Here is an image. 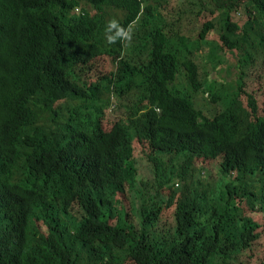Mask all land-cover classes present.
Masks as SVG:
<instances>
[{"label": "trees", "instance_id": "obj_1", "mask_svg": "<svg viewBox=\"0 0 264 264\" xmlns=\"http://www.w3.org/2000/svg\"><path fill=\"white\" fill-rule=\"evenodd\" d=\"M111 19L130 38L108 41ZM85 48L116 69L57 79L63 97L44 105L41 72L81 73ZM235 57L230 93L214 75ZM254 65L264 0H0V264H251L264 237Z\"/></svg>", "mask_w": 264, "mask_h": 264}, {"label": "clouds", "instance_id": "obj_2", "mask_svg": "<svg viewBox=\"0 0 264 264\" xmlns=\"http://www.w3.org/2000/svg\"><path fill=\"white\" fill-rule=\"evenodd\" d=\"M113 29H115L114 33H112ZM105 31L106 33H112L111 35H107V39L110 42L114 41L115 43H117L120 37L123 40H125L126 38H130L127 30L120 27L118 22L115 19H111L107 22ZM83 58L87 59L88 65L85 68H83L81 73L80 72L78 73V71L70 72V68L68 69L63 68L62 70H60L59 68H52V69H46L41 72V75L44 80V88H45V94L41 95V98L44 101V105L45 103H49V106H51L52 101L60 97H63V94L61 92V87L57 79L60 80L63 88H65L68 85L77 83V82H84V83L87 82L89 84V78L93 79L91 74L94 71L95 64L101 60L110 61L107 58L105 52H100V53L95 54V53L88 51L87 49L86 50L81 49V59ZM110 62L113 65L112 70L116 69L114 62L113 61H110ZM105 78H106V73H103V74L97 75L93 80L96 81L95 84H98V83L102 84ZM110 97H111V106L109 109H111L113 105L115 104V100H114L115 95L111 94ZM30 107H31V104H30ZM73 113H74L73 110L70 107H67L61 111V116L65 121H67L70 118L72 119ZM55 189L56 191H52V192L59 198L61 202L64 203V206H65L66 203L64 202V199H66V193L63 190H61V188H55Z\"/></svg>", "mask_w": 264, "mask_h": 264}, {"label": "rangeland", "instance_id": "obj_3", "mask_svg": "<svg viewBox=\"0 0 264 264\" xmlns=\"http://www.w3.org/2000/svg\"><path fill=\"white\" fill-rule=\"evenodd\" d=\"M237 19H241L240 15H237ZM257 57H262V55L259 53H254V55L251 58L252 61H254L255 58H257ZM197 59L198 60L200 59L204 62V59H201V57L197 58ZM225 59H226V54H225ZM110 61L101 60L95 64L94 71L91 74L93 79L97 75L107 73L108 71L113 69V65ZM259 61H261V60H257L254 63L259 62ZM257 64H260V63H257ZM202 65H203V63H202ZM204 67H205V65H204ZM263 70H264V67L260 66V65H257V66L254 65L250 68V73L253 76L258 75V78L256 77L257 78L256 81L261 84V87L264 90V79H259V76H261V73H263ZM214 76H215V78H218L219 86L220 85L227 86L230 93H232L233 91H236L238 83H239V77H240V72L238 70L237 58L235 57L232 61H231V58H230V60L227 59L226 63H225V67L221 68V70L220 69L217 70ZM254 86L251 87V89H250L251 91L253 90ZM196 96L198 99V101H197L198 106L205 108V106L207 105L206 99H209V97L207 95H204V98H203V95H201L200 93H197ZM114 100H115V104L113 105V107L111 109L107 110L109 117L112 119H113V117L117 118V107H118L117 105L119 104V98L114 97ZM259 100H261V98H259ZM165 161H166L167 167H170V168L175 170V168H177V166L180 164L181 158L178 157V159L176 160L175 167H172V164L169 161H167L166 159H165ZM208 170L212 171L211 174H212V177L214 178V180L217 179V177H214L213 170L212 169H208ZM153 194H155V191H150V190L148 191V189H146V188L145 189H139L138 192L133 196L134 199H132V204H134V207H136L140 200H148V197H151ZM76 210L77 209L74 208V212ZM253 218H254V220L257 221V219L255 217H253ZM157 228L159 230H163L164 226L160 225ZM254 247L255 248L252 251L251 264H262V261L264 258V237H262V239ZM236 264H243L241 256L239 257L238 262Z\"/></svg>", "mask_w": 264, "mask_h": 264}, {"label": "bare ground", "instance_id": "obj_4", "mask_svg": "<svg viewBox=\"0 0 264 264\" xmlns=\"http://www.w3.org/2000/svg\"><path fill=\"white\" fill-rule=\"evenodd\" d=\"M251 6V5H250ZM223 11V10H222ZM260 143H262V142H260Z\"/></svg>", "mask_w": 264, "mask_h": 264}]
</instances>
